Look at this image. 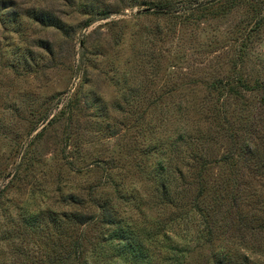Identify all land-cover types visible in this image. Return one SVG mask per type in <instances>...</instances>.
Wrapping results in <instances>:
<instances>
[{
    "label": "rangeland",
    "instance_id": "374dc122",
    "mask_svg": "<svg viewBox=\"0 0 264 264\" xmlns=\"http://www.w3.org/2000/svg\"><path fill=\"white\" fill-rule=\"evenodd\" d=\"M99 200L146 264H264V0H0V264H44L50 215Z\"/></svg>",
    "mask_w": 264,
    "mask_h": 264
},
{
    "label": "trees",
    "instance_id": "16d2710c",
    "mask_svg": "<svg viewBox=\"0 0 264 264\" xmlns=\"http://www.w3.org/2000/svg\"><path fill=\"white\" fill-rule=\"evenodd\" d=\"M179 3H166L159 6H155L153 12L166 15L171 14L172 12H178L180 9L175 8L174 5ZM231 84V83H230ZM226 85V82L219 81L218 83H213L210 87L213 90L221 91L229 86ZM230 91V90H229ZM196 157L192 156L191 160ZM170 171L158 170L155 171L154 183L157 188L159 199L161 203L165 205L167 201L172 200L171 187L176 188L175 181L171 179ZM201 172L197 173V175ZM201 185V184H200ZM202 186V185H201ZM199 186L200 190L198 191L199 198L202 197L203 187ZM165 203H164V202ZM173 201V200H172ZM169 203V202H168ZM197 201L195 200V209L197 212L204 213L196 206ZM77 204V203H76ZM82 209V206H78ZM94 212H84L73 210L71 212L61 213L59 218L51 214L50 224L55 226L57 230L68 232L66 236L62 234L58 236V243H49L50 249L46 254L47 258L44 261V264H104L106 260L100 252L93 248L89 250L85 244H83L81 236H83L84 229L87 228L96 229L98 228L99 236L106 238L109 235L110 246L113 247L114 259H126V256L132 259V262L129 264H146L144 262L145 257L143 255L144 247L140 245V240L136 237V240L131 239L133 232L129 227H122L121 219L119 215L112 207L107 205V202L97 201L93 205ZM204 215V214H201ZM74 226L80 227L81 234L76 238L72 239L71 233H73ZM128 226V225H127ZM96 245H101V243L95 242ZM46 257V256H45Z\"/></svg>",
    "mask_w": 264,
    "mask_h": 264
}]
</instances>
